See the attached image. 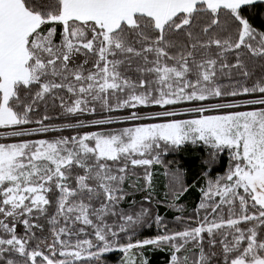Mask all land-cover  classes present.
I'll list each match as a JSON object with an SVG mask.
<instances>
[{
	"label": "snow or ice",
	"instance_id": "6c2138e0",
	"mask_svg": "<svg viewBox=\"0 0 264 264\" xmlns=\"http://www.w3.org/2000/svg\"><path fill=\"white\" fill-rule=\"evenodd\" d=\"M115 252L264 264V0H0V264Z\"/></svg>",
	"mask_w": 264,
	"mask_h": 264
},
{
	"label": "trees",
	"instance_id": "16d2710c",
	"mask_svg": "<svg viewBox=\"0 0 264 264\" xmlns=\"http://www.w3.org/2000/svg\"><path fill=\"white\" fill-rule=\"evenodd\" d=\"M257 21L259 22V17H257ZM199 151H202V150H198V152H199ZM197 154H198V153H197ZM181 157H182L186 162H188V163H191V162H192V159H191L190 156H185V155L181 154ZM168 159H171V156H169ZM120 255H121V253H119V252H115V253L109 255V256H108V259H109V261L113 262V264H116V262L118 261V258L120 257ZM161 259H162V257H159V256L154 257V258H153V264H157V262H158L159 260H161Z\"/></svg>",
	"mask_w": 264,
	"mask_h": 264
}]
</instances>
